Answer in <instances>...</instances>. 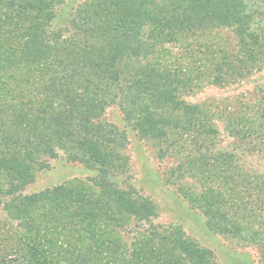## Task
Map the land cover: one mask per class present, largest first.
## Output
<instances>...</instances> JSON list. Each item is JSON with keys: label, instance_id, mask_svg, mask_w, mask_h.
<instances>
[{"label": "trees", "instance_id": "1", "mask_svg": "<svg viewBox=\"0 0 264 264\" xmlns=\"http://www.w3.org/2000/svg\"><path fill=\"white\" fill-rule=\"evenodd\" d=\"M64 2L0 0V207L16 220L2 223L0 264H223L182 225L155 222L157 204L132 182L128 132L106 119L113 106L160 157L184 154L182 171L201 190L184 186L183 197L208 229L258 245L264 264V175L233 152L181 153L175 141L213 143L218 131L203 137L208 115L182 98L183 67L161 58L191 33L228 28L242 36L243 55L232 68L218 63L222 77L210 83L245 81L264 69V0H84L56 29ZM261 92L255 103L243 97L247 111L228 104L219 115L264 151ZM58 157L94 174L26 192Z\"/></svg>", "mask_w": 264, "mask_h": 264}, {"label": "rangeland", "instance_id": "2", "mask_svg": "<svg viewBox=\"0 0 264 264\" xmlns=\"http://www.w3.org/2000/svg\"><path fill=\"white\" fill-rule=\"evenodd\" d=\"M83 1L65 0L59 5L56 18L52 23L53 27L57 29L67 24L75 8ZM184 43L187 45H169L168 55L162 57L161 54V58L183 67L186 73L183 77L188 84L182 91V98L193 105H199L203 108V113L208 115L207 121L203 123L205 125L200 126L203 137H207L206 129L211 126L218 131V135L216 137L215 132L214 141L210 143L204 138L194 139L191 138V134H187L188 137L184 136L180 141H175L176 145L182 148V154L196 147L208 151L221 149L233 152L238 156L239 163L247 170L264 175V151L257 150L252 144L232 134L231 125L226 122L225 116L219 115L220 109L228 104L227 112L247 111L246 104L249 105L250 102L245 99L253 103L257 101L262 94L261 89H264V69L262 71L253 70L245 77L243 83L218 86L210 83L213 79L216 80L218 77L219 80L222 77L223 66H219L218 63H223L224 67H234L231 61L236 62L239 56L243 55L242 51L238 50L239 46L244 43L242 36L226 28L209 33H191ZM218 49L220 50L216 54ZM224 54L226 55L221 60ZM244 96L247 97L243 98ZM105 116L108 121L128 132L130 142L126 153L130 157L132 182L139 192L150 196L157 204L159 216L155 219L156 223L182 225L189 238L204 247L211 248L223 264L261 263V249L258 245L208 229L202 211L194 208L183 197L180 188L187 186L188 191L191 192L193 189L191 186L196 183V174L182 171L181 161L184 160V154L180 156L172 148L169 155L164 158L160 157L161 147L152 141L140 138L136 130L128 124L124 113L118 106L110 107ZM175 136L178 135L174 134L173 137ZM50 163L51 167L40 172L37 180L26 188V192L39 191L71 178H86L94 174V171L79 164L67 162L61 157L51 159ZM199 180L201 181L200 177ZM194 187L196 190H201L199 185ZM7 219L11 222L16 221L15 218H8L6 209L0 207V239L8 237L7 229L1 227L4 225L2 223H6V227L9 225ZM3 243L5 242L2 240L0 250Z\"/></svg>", "mask_w": 264, "mask_h": 264}]
</instances>
